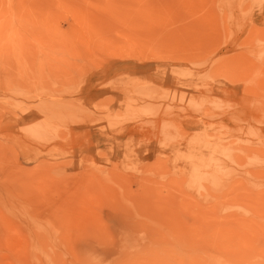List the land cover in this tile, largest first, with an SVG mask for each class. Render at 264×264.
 <instances>
[{"label":"rangeland","instance_id":"374dc122","mask_svg":"<svg viewBox=\"0 0 264 264\" xmlns=\"http://www.w3.org/2000/svg\"><path fill=\"white\" fill-rule=\"evenodd\" d=\"M0 264H264V0H0Z\"/></svg>","mask_w":264,"mask_h":264}]
</instances>
